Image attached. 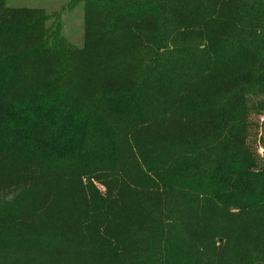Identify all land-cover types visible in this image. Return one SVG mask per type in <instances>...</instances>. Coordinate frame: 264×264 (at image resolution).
<instances>
[{
	"label": "trees",
	"instance_id": "obj_1",
	"mask_svg": "<svg viewBox=\"0 0 264 264\" xmlns=\"http://www.w3.org/2000/svg\"><path fill=\"white\" fill-rule=\"evenodd\" d=\"M78 4L0 0V264H264V0Z\"/></svg>",
	"mask_w": 264,
	"mask_h": 264
},
{
	"label": "rangeland",
	"instance_id": "obj_2",
	"mask_svg": "<svg viewBox=\"0 0 264 264\" xmlns=\"http://www.w3.org/2000/svg\"><path fill=\"white\" fill-rule=\"evenodd\" d=\"M70 0H6L9 7H28L41 8L52 15L47 22L51 27L54 26L56 17L59 13L62 33L65 39L72 45L80 46L83 40L84 31V10L83 5L78 4L69 6ZM260 122V121H259ZM264 132V127L259 129L258 136Z\"/></svg>",
	"mask_w": 264,
	"mask_h": 264
}]
</instances>
